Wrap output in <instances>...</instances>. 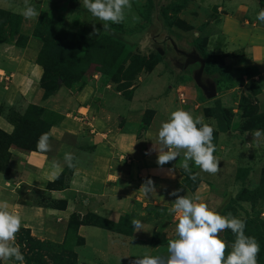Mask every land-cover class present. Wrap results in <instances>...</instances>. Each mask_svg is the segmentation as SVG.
Returning <instances> with one entry per match:
<instances>
[{
  "label": "crops",
  "instance_id": "0c3cea01",
  "mask_svg": "<svg viewBox=\"0 0 264 264\" xmlns=\"http://www.w3.org/2000/svg\"><path fill=\"white\" fill-rule=\"evenodd\" d=\"M211 6L213 21L218 24L217 27L213 23L218 29L214 30L213 27V34L219 37L216 49L222 47L217 53L224 56L222 70L233 84L225 91H218L217 98L223 108L233 113V119L230 131L218 133L217 153L214 156L220 165L218 174H222L229 171V168L221 166L227 154L239 156L251 149L248 160L243 159V163L233 165L236 173L242 168H249L252 160L262 162L264 159L259 154L263 146L256 143L264 142V134L254 138L256 130L240 132L242 118L238 106L240 97L250 94L251 99L255 100L253 104L257 106V115L261 117L260 130L264 133V23L256 18L258 12L264 9V0H215ZM204 13L207 15V12ZM26 52L27 45L19 47L14 41L0 43V107L21 103L26 108L41 104V107L57 114L50 106L56 98H63L64 92L60 89L54 96L42 99L40 79L43 71L26 58ZM255 85L258 88L253 91ZM133 93L128 100L119 96H115V100L112 97L114 107L103 106L98 112L85 102L66 113L59 112L58 115L63 117L58 125L50 127L49 135L53 141L49 142V151L18 152L14 163L11 161L9 164V174L0 170L2 202L5 201L1 198L3 195L18 194L21 185L26 193L34 189L45 195L48 203H35L24 196L11 202L14 205L9 203L8 210L21 217L25 228L40 230V235L47 241L59 242L72 216L80 220L87 214H95L115 224L124 221V226L130 227L128 231L116 233L81 225L78 235L83 238L84 244L75 247L77 264H134L137 258L144 256L167 255V246L163 244L176 238L178 218L169 211L176 199L170 193L176 189H181L179 195L193 199L199 197L197 202L209 206L207 196L211 194L210 190L204 191L202 186L191 190L183 183L179 172L184 160L183 153L177 160L163 166L156 163V151L146 155L153 148L162 122L169 118L162 113L160 119H151L138 135L137 122H140L141 114L139 106L135 105L136 92ZM69 99L72 102L78 100L79 96L74 93ZM97 115L99 117L95 120ZM195 117L202 118V115L196 112ZM214 124L216 126L215 120ZM0 130L5 134H11L13 130L2 114ZM55 137H58V141ZM68 137L83 145V148L75 150L76 154L68 150L67 144H58ZM252 145H257L258 150L254 151L256 147ZM66 152L76 158L69 172L68 185L47 189L46 184L52 183L67 166L64 161ZM169 169H174V175L169 174ZM147 179L154 181L155 192L145 194L141 189ZM60 203H63L62 207L54 206ZM133 219L142 222V231H134L131 224ZM94 229L102 231L99 234L102 242L91 247L87 244L86 236ZM160 241L163 244L158 245ZM149 242L156 244L148 245ZM83 250L88 254V261L80 256Z\"/></svg>",
  "mask_w": 264,
  "mask_h": 264
},
{
  "label": "rangeland",
  "instance_id": "374dc122",
  "mask_svg": "<svg viewBox=\"0 0 264 264\" xmlns=\"http://www.w3.org/2000/svg\"><path fill=\"white\" fill-rule=\"evenodd\" d=\"M152 2L153 0H131L132 7L131 9L125 10V19L119 24L109 22V27L105 30L102 26V21L95 17L92 18L91 13L83 7L81 0H75V2L68 0H29V4L34 6L40 14L44 12L48 13L50 17L54 19L58 18L61 21L60 25H58L62 28L64 27L71 31L81 32L83 36L91 37L89 35L94 33L93 26H95L97 30L95 33L103 32L109 37L103 34V36L100 37V39L103 38L102 42L104 45L102 49L96 52L91 51L98 62H95V64L90 63L87 67L86 62L83 61V64H81L85 66V73L83 76L66 73L65 69L64 71L61 70L67 81L61 84L62 81L58 80L60 87L57 91L61 89L65 96L63 98H56V101L50 106L51 109H55L57 114L41 107V104L31 105L25 108L21 103H16V105L13 104L11 106L3 102L1 103L4 105L0 108L4 110L0 112L4 119L13 127L11 134H5L0 130V170L2 172H10L9 164L11 161L14 163L17 159L16 153L25 152L17 148L16 145H11V141H13V143H20L21 145L32 144L34 149L38 151L37 141L42 134L48 135L49 142L53 141L49 135L50 127L60 123L59 120L62 119L63 116L58 115L59 112L66 113L71 111L73 108L75 109L77 105H81V102L89 104L93 110L98 112L99 108L103 106H107V108L114 107L111 101H114L115 96H119V98L123 100H128L132 98L133 92H136L135 105L139 106L138 108L141 114L139 118L140 122H137L138 130L136 133L138 135L144 131L151 119H160L162 113L166 118H170V114L178 109H183L191 113L193 117H195L196 112H198L202 115L203 122L212 126L214 131L216 130L214 119L208 118L205 115V110L208 109L209 106H213V100L205 101L188 75H184L179 80L174 81V74L166 67L163 59H158L154 50L145 48L136 42L138 40V35L142 32L144 33L150 29L158 28V22L155 20V10L151 8ZM214 2L215 0H160V6H162L164 10L159 11V19L163 23L164 33L188 38L190 40L203 35V38H205L204 45L207 51L211 54L215 53L216 56H221L223 58L224 56L222 54L218 55L217 53L222 47L219 50L216 49L219 46L217 44L219 37L213 34V27L214 30H218V24L213 21L214 17H212L210 11L211 5H213ZM24 6V0H0V8L21 16V20L16 18L11 19L12 24L6 27V32H10L13 28L19 26L20 32L27 36V40L24 42L25 36L20 35V43L24 42L25 47L27 45L26 58L34 64H39L38 54L41 48V42L34 38V36L32 37L39 20H26L24 16L21 15ZM204 12H207V15ZM213 23H216L217 27H215ZM12 41L16 40L12 39ZM218 62L220 61L218 60ZM223 72L227 74L225 71ZM221 86L224 91L228 88L227 83ZM257 88V85H255L253 91H256ZM40 91L43 100L57 93L56 91L52 96L45 99L43 97L44 92L42 88H40ZM74 93L76 96H79V99H75L76 101L74 100L71 102L69 97ZM179 93L183 94L185 103L180 101V97H178ZM254 101L255 100L251 99L250 94L248 96L242 95L238 106L239 108H245V106L252 107ZM33 106L38 107L37 110H35ZM226 110L232 121L233 113L228 109ZM242 114L243 111L241 110L239 116L242 118V123L253 122L254 124L260 125L259 127L262 126L260 124L261 117L256 113L248 114V111L245 110V117H242ZM98 117L97 115L95 120ZM166 118H164V120ZM48 124L50 126L49 130H47ZM25 137H29V142H24ZM57 139L58 137H55L56 141H58ZM213 142H215L216 145L215 155L218 147L217 137H214ZM256 143H261L263 146L259 154L261 157H264V142ZM58 144H67L68 150H70V152L73 151L74 154H76L75 150L83 148L82 143H76L71 137L65 138L62 142H58ZM58 144H56V146H58ZM252 147H256L254 151L258 150L257 145H252ZM9 149L11 153H9ZM250 151L252 150L249 149L245 154L240 153L239 156L236 154H227L221 166L224 165L226 169L229 168V171L222 174H218L217 172L215 175H212L202 172L194 162H189L191 172H185L183 167L179 169V172L181 178H183L184 184L186 183L189 186H202L204 191L210 190L211 194L207 196L210 209L217 211L221 215L236 217L244 221L249 218L256 219L259 225L264 226V173L263 176H260V171L264 168V159H262V162H256L255 160L250 162V171L244 186L238 179L239 171L235 173L233 169V165L243 163V159L245 161L248 160L251 156ZM79 153L81 152L77 154ZM238 160L239 162H237ZM250 160L251 159H249V161ZM75 162L76 158L74 157L73 164ZM69 172H71V168L65 166V169H63L59 177L52 183L46 184L47 189L61 188L65 186L66 183L68 185ZM18 189V194L11 196L6 195V197L3 195L1 198L5 201L7 200L10 205H14L11 204V202L14 203L17 199H22L24 196L34 200L35 203H48L45 201V195L37 190L32 189L26 193L22 185ZM239 192L240 195L236 203L229 205L231 200L236 198ZM0 202L2 201L0 200ZM54 206L59 208L63 206V203L54 204ZM73 221H75L74 218H72L71 223H73ZM124 228L125 231L130 229L128 226ZM33 230L34 231L25 228L21 223V228L16 234L15 243L20 247L24 257L32 258V255L37 252L43 256L42 258L48 264H61L62 261L65 263L68 260H72V253L75 252L74 245L77 241L80 242V240L71 229H68V226L64 236H62L61 240L57 243L47 241V239L43 238L40 235V230L35 228ZM99 234H102V231L99 229H94L89 232L86 236L88 246L92 247L96 244H101L102 238ZM245 234L255 237L258 241L260 245V253L257 257L258 264H264V249L261 245L262 242L255 234L248 231L247 227L245 228ZM219 235L228 245L226 249L227 255L231 251V245L234 243L235 236L230 230H225ZM161 242L162 241L157 244H163ZM44 243H52L53 245L43 246ZM166 243L163 245L167 246L165 247V251L167 252L168 242ZM40 244L41 246H39ZM152 244L156 243H148V245ZM83 252L84 250L80 252V256L88 261V254ZM0 264H20V262L10 259L8 261L0 260ZM24 264L28 263L24 260Z\"/></svg>",
  "mask_w": 264,
  "mask_h": 264
},
{
  "label": "clouds",
  "instance_id": "9594fccd",
  "mask_svg": "<svg viewBox=\"0 0 264 264\" xmlns=\"http://www.w3.org/2000/svg\"><path fill=\"white\" fill-rule=\"evenodd\" d=\"M82 5L91 15L103 21L105 30L109 22L119 24L125 19V10L131 9V0H81ZM24 9L21 15L26 20L38 19L40 13L24 0ZM257 20L264 23V9L257 14ZM94 33L97 32L93 26ZM198 125H200L198 127ZM214 129L203 122L201 117H193L191 113L178 109L170 114V118L162 122L159 127L153 148L156 151L159 166H163L183 153L182 167L185 172H191L189 162L202 171L215 175L219 171V161L214 156L216 145ZM261 130L254 132V138H259ZM153 141V140H152ZM37 150L46 152L50 150L49 137L42 134L37 141ZM73 154L66 152L64 161L66 165L73 167ZM169 174L174 175V169H169ZM194 178V177H193ZM145 194L155 192L154 181L147 179L141 185ZM181 189L170 193L176 197L172 202L170 213L175 214L178 222L175 228V239L168 241L167 255L144 256L137 258L134 264H258L257 257L260 253V245L255 237L245 234L246 221L236 217L225 216L210 209L206 203L197 202L188 196L179 195ZM8 203L0 202V260L14 259L24 264V255L20 247L15 243L16 234L21 228V217L8 211ZM135 232L143 230L144 225L140 220L131 221ZM230 230L235 236L231 251L226 255L228 245L220 238V233Z\"/></svg>",
  "mask_w": 264,
  "mask_h": 264
},
{
  "label": "trees",
  "instance_id": "16d2710c",
  "mask_svg": "<svg viewBox=\"0 0 264 264\" xmlns=\"http://www.w3.org/2000/svg\"><path fill=\"white\" fill-rule=\"evenodd\" d=\"M55 1H62V0H55ZM68 1L75 2V0H68ZM155 2L158 7V11L164 10L163 7L160 6V0L157 1L153 0L151 6L152 10H155ZM12 18L21 20L20 15H15L5 9L0 8V43L13 42L12 41L13 39L16 40L14 42L17 46L24 47L25 46L24 42H26L27 36H25L20 32L19 26H16L10 32H6V27L11 26L12 24L11 21ZM92 18L94 17L92 16ZM38 20H37L38 21L37 27L32 37L34 36V38H36L41 42V48L38 54L39 64L38 63L37 64L40 65L43 70L40 79V88H42L44 92L43 97L46 99L52 96L54 93H56V91L59 89L60 86L58 84V80L62 81L61 84L67 81L64 73L62 72L64 71V69L66 70V73H73L78 76L81 75L83 76V74L85 73V66L81 65L83 64V61L86 62L87 67L90 63L95 64V62H98L97 59H95V56L92 54V52L93 51L96 52L102 49L104 44L102 42L103 38L100 39V37H102L104 33L103 32L93 33L92 34L93 36L89 35L91 37L83 36L81 32H75L74 30L71 31L64 27L62 28L61 26H59L61 21L58 18L54 19L50 17L48 13H44V12L40 14ZM102 23L104 22L102 21ZM20 35L25 36V40L23 43H20L21 42ZM104 35L108 36L107 34ZM203 37L204 36L202 35L194 39H191V41L195 45V47H197V49L200 51L201 55L206 59L205 72L207 74H217L219 76L217 85H218V91L220 92L223 89V87L221 86L222 84L227 83L228 87L232 86L233 84L229 76L227 74H224V72L222 71L221 65L223 62V58L221 56L218 57L214 54H211L207 51V48L204 45L205 38ZM155 55L156 57H158V59L160 60L163 59L156 52ZM218 60L220 62H218ZM30 106L31 105H29L28 107ZM33 108L37 110L38 107L33 106ZM240 109L243 111L242 117H245L244 116L245 110L248 111V114L258 113L257 106L255 104H253L252 107L245 106V108L240 107ZM2 110L0 108V111ZM1 114L2 113L0 112V115ZM205 115L208 118H213L215 120L216 130L213 133L215 138L217 137L218 133H227L228 131H230L231 117L229 116L228 111L222 107L220 100L218 98L213 100L212 107H209L208 109L205 110ZM259 126L260 125L254 124L253 122L241 123V125L239 126V130L241 132L260 130L261 127ZM49 127L50 126L48 124L47 130H49ZM24 142H29V137H25ZM213 143L215 144V142ZM10 144L16 145L17 148L23 150V152L25 151V153L36 151L32 144L21 145L20 143H15V142L13 143V141H11ZM238 171H239L238 179L244 186L250 168L248 167L242 168ZM263 173H264V168L260 171V176H263ZM185 185L188 186V188L191 190L197 187V185L189 186L186 183ZM239 195L240 192L236 195V198L231 200L229 205L236 203V200L238 199ZM72 218L75 219L73 223H71ZM123 222L121 224H115L95 214H87L83 219L80 220L77 216H72L68 223V229H71L75 233V236L80 240V242L78 241L76 242L74 248L78 246H82L84 244L83 238H81L78 235V228L81 225L93 226V227L109 230L112 232L120 233L122 231H125L124 228L125 226ZM246 227L248 231H251L253 234H255L256 237L262 242L261 245L264 249V226L259 225V222L256 219L249 218L246 220ZM45 245L50 246L53 244L44 243L43 246ZM39 246H41V244ZM72 256H73L72 260H68L65 263H63V261L61 260L62 261L61 264H77L76 253L75 252L72 253ZM42 257H43L42 255L35 252V254L32 255V258L31 257H24V258H25V262L28 264H48ZM51 264H56V263H51Z\"/></svg>",
  "mask_w": 264,
  "mask_h": 264
},
{
  "label": "water",
  "instance_id": "95a60500",
  "mask_svg": "<svg viewBox=\"0 0 264 264\" xmlns=\"http://www.w3.org/2000/svg\"><path fill=\"white\" fill-rule=\"evenodd\" d=\"M155 20L158 28L142 32L136 42L163 58L166 67L174 74V81L188 75L205 101L217 98L219 76L205 72L206 59L190 39L164 33L156 2Z\"/></svg>",
  "mask_w": 264,
  "mask_h": 264
},
{
  "label": "built area",
  "instance_id": "2783aa9c",
  "mask_svg": "<svg viewBox=\"0 0 264 264\" xmlns=\"http://www.w3.org/2000/svg\"><path fill=\"white\" fill-rule=\"evenodd\" d=\"M178 97H180V101L182 103H185V100H184V97H183V94L182 93H179V96Z\"/></svg>",
  "mask_w": 264,
  "mask_h": 264
}]
</instances>
